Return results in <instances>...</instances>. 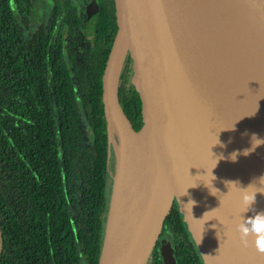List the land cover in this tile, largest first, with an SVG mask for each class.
<instances>
[{"label": "water", "instance_id": "95a60500", "mask_svg": "<svg viewBox=\"0 0 264 264\" xmlns=\"http://www.w3.org/2000/svg\"><path fill=\"white\" fill-rule=\"evenodd\" d=\"M112 2L116 33L101 97L115 165L97 264H147L173 201L204 264H264L251 235L245 245L234 227L240 216L264 211L259 192L244 212L241 202V188L264 175V144L241 154L251 133L264 137V70L243 54L258 57L264 48V0ZM126 57L138 130L118 98ZM136 138L144 166L125 186L123 166ZM261 185L264 191V178ZM161 256L174 264L168 242Z\"/></svg>", "mask_w": 264, "mask_h": 264}, {"label": "trees", "instance_id": "16d2710c", "mask_svg": "<svg viewBox=\"0 0 264 264\" xmlns=\"http://www.w3.org/2000/svg\"><path fill=\"white\" fill-rule=\"evenodd\" d=\"M16 3L0 0V264H97L110 187L101 97L105 57L99 62L88 56L74 74L71 51L63 66L42 39L26 49L15 23ZM130 75L126 57L118 98L138 130ZM77 110L91 130L86 143ZM176 214L173 202L164 223L176 235L179 257L184 264H204L191 238L192 249L184 245L180 232L186 225Z\"/></svg>", "mask_w": 264, "mask_h": 264}, {"label": "flooded vegetation", "instance_id": "af4514ba", "mask_svg": "<svg viewBox=\"0 0 264 264\" xmlns=\"http://www.w3.org/2000/svg\"><path fill=\"white\" fill-rule=\"evenodd\" d=\"M19 1L14 9L15 23L20 41L26 49L31 48L32 41L42 39L49 54L60 55L63 66L64 55L71 51L76 62L71 63L74 74L86 61H90L88 56L93 57L94 61L95 57L99 58V62L105 57L106 62L116 33L112 0H26L24 5ZM179 214H176L177 218ZM180 233L184 245L191 248L190 238L194 241L187 227L182 228ZM164 241L169 243L174 264H184L178 254L176 235L172 227L165 223L147 264H165L161 256ZM194 249L197 250L196 246Z\"/></svg>", "mask_w": 264, "mask_h": 264}, {"label": "clouds", "instance_id": "9594fccd", "mask_svg": "<svg viewBox=\"0 0 264 264\" xmlns=\"http://www.w3.org/2000/svg\"><path fill=\"white\" fill-rule=\"evenodd\" d=\"M240 116H242V114L239 115V118ZM261 144H264V137H258L256 133H251L250 147L242 149L241 154L247 155L249 152L254 151L255 148ZM223 158L224 157L222 155L215 158L214 159L215 163H216V159H223ZM235 158H236L235 151L229 154V159L235 160ZM262 178H264V175H261L256 183H250L246 188H241L243 190L241 195V202L244 205L242 212L248 210L250 205L254 202L255 194L257 192L264 195V191L259 190L262 187L261 185ZM225 183L227 187L228 184L230 183L236 184L235 182L232 181H226ZM250 185L255 186L257 190L248 191ZM234 227L242 243L247 245L248 237L251 235V243L253 247L256 249L257 252L264 253V211H256L254 212L253 215L246 216L243 218H241L240 216L239 221L235 223Z\"/></svg>", "mask_w": 264, "mask_h": 264}, {"label": "bare ground", "instance_id": "6f19581e", "mask_svg": "<svg viewBox=\"0 0 264 264\" xmlns=\"http://www.w3.org/2000/svg\"><path fill=\"white\" fill-rule=\"evenodd\" d=\"M245 35L252 39L247 33ZM253 40V39H252ZM254 41V40H253ZM255 42V41H254ZM256 43V42H255ZM246 59L253 64H261L262 69L264 70V48H261L259 52V56L255 57L254 53H250V50L246 49L243 51ZM128 153V163L124 162L122 178L123 184L125 186L133 185L136 179L138 178L143 166H144V159L141 154V141L137 139L133 141Z\"/></svg>", "mask_w": 264, "mask_h": 264}, {"label": "rangeland", "instance_id": "374dc122", "mask_svg": "<svg viewBox=\"0 0 264 264\" xmlns=\"http://www.w3.org/2000/svg\"><path fill=\"white\" fill-rule=\"evenodd\" d=\"M77 116H78V123H79V128L81 132V136L85 139V143L89 141L90 136H91V130L90 127L88 126L85 114L81 110H77ZM89 143V142H88ZM114 165H115V153L113 148H110L109 150V177H108V185L111 184L112 181V176L114 173ZM109 179L111 181H109ZM110 191V187H109ZM109 201V195H108V200H107V205Z\"/></svg>", "mask_w": 264, "mask_h": 264}]
</instances>
